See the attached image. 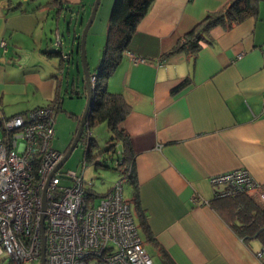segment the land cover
<instances>
[{
  "label": "crops",
  "instance_id": "0c3cea01",
  "mask_svg": "<svg viewBox=\"0 0 264 264\" xmlns=\"http://www.w3.org/2000/svg\"><path fill=\"white\" fill-rule=\"evenodd\" d=\"M113 1L100 0L88 29V70L91 57L94 71L99 65ZM16 2L0 0V39L7 43L0 50V100L34 89L49 101L59 90L50 78L58 74V62L56 72L45 77L30 68L22 72L7 60L10 42L35 28L39 9L22 2L27 10L21 11L12 7ZM228 2L152 0L124 50L142 60L134 62L123 53L106 80L107 88L120 93L129 107L122 127L133 150L137 186L134 198L125 178L130 198L123 199L147 253L159 264H167L163 251L175 264H259L256 253L264 250L259 239H242L210 204L216 190L210 177L238 167L246 168L264 190V0L258 1L255 16L228 29L213 26L195 54L169 53L207 13ZM88 4L80 3L83 14ZM79 22L82 27V18ZM74 81L79 84L81 77ZM136 204L146 229L139 225Z\"/></svg>",
  "mask_w": 264,
  "mask_h": 264
},
{
  "label": "built area",
  "instance_id": "2783aa9c",
  "mask_svg": "<svg viewBox=\"0 0 264 264\" xmlns=\"http://www.w3.org/2000/svg\"><path fill=\"white\" fill-rule=\"evenodd\" d=\"M0 45L6 50L3 38ZM90 134L87 128L86 139ZM53 135L48 106L0 117V256L15 264L40 260L43 233L45 264H153L123 199L122 178L91 200L82 173L56 168L63 153L51 147ZM210 183L217 195L246 192L264 205V190L244 167L214 174ZM256 257L264 264V250Z\"/></svg>",
  "mask_w": 264,
  "mask_h": 264
},
{
  "label": "trees",
  "instance_id": "16d2710c",
  "mask_svg": "<svg viewBox=\"0 0 264 264\" xmlns=\"http://www.w3.org/2000/svg\"><path fill=\"white\" fill-rule=\"evenodd\" d=\"M258 1L259 0H229L227 5L223 8L207 13L199 23L188 30L178 40L169 53L183 50L190 55L195 54L201 44L209 40V30L213 26L220 25L228 29L247 17L255 16L257 14ZM22 2L23 0H18V2L12 3V7L20 8L21 11H26L27 9L21 7ZM151 2L152 0L113 1L108 17L105 44L101 60L96 71H94L96 73V80L92 89L91 108L86 117V124L89 129L97 123H106L107 130L110 132V144L103 150L97 149V144L92 137V133L86 139L87 129L83 131L79 139L84 145L83 159L85 162L88 163L91 161L95 166H108L111 164L114 168H117L122 178L124 177L130 180L133 187L134 198L137 186L134 172V154L128 134L122 127V122L128 113L129 107L120 93L111 91L107 88L106 80L121 60L123 52L127 48L128 42L138 22L146 13ZM62 3L63 0H48L45 4L47 6L58 5V11ZM41 6L42 4H36L30 7L32 10H35ZM91 6L92 3L90 4V7ZM73 37L76 39L77 49L80 52V34L76 36L73 34ZM45 52L49 55L54 53L59 56L57 69H62L61 73L67 77L68 69L66 67V70L63 71L65 68L63 61L68 60V57L63 58V53L59 49L54 52ZM65 54L69 56V53ZM60 79L61 78H58L56 74L55 81L57 87L59 86ZM187 81L188 79L183 80L174 90L186 84ZM81 82H83L84 91L74 88L73 86V92H71V94L86 96L83 76H81ZM61 101L62 97L60 91L55 90L53 98L49 99L46 104L37 105L32 109L48 106L53 112V110L61 108ZM3 116L7 117L3 113H0V117ZM79 118L80 117H78V119ZM74 134L75 132H73V137ZM88 194L90 195L89 198L92 200L94 197H98L104 193H97L91 190ZM210 204L242 239L257 238L264 243V206H260L250 194L246 192H236L226 195H217L216 192H214ZM136 212L139 225L146 229L144 214L138 204H136ZM163 256L167 264H175L168 258V255H166L164 251Z\"/></svg>",
  "mask_w": 264,
  "mask_h": 264
},
{
  "label": "rangeland",
  "instance_id": "374dc122",
  "mask_svg": "<svg viewBox=\"0 0 264 264\" xmlns=\"http://www.w3.org/2000/svg\"><path fill=\"white\" fill-rule=\"evenodd\" d=\"M48 0H25L30 6L36 4H42V6L36 10L34 15L35 28L30 32H19L18 36L14 37V41L10 42L8 61L14 62L16 66L20 67L22 72L26 69L39 70L43 72V76L50 77L51 71L55 70V65L59 56L56 54L49 55L47 52L40 49V45L46 47L45 50L54 52L60 49L69 53V59L64 60L63 64L68 68V76L60 75L62 69H57V77L59 80L58 89L61 93L62 101L61 108L55 109L52 112V118L54 121V135L51 140V147L61 153H65L69 142L73 137L79 119L86 103L85 95H75L69 92L70 87L78 88L81 91L83 89V82L79 84L74 81L78 75L84 76L83 65L81 61L80 52L77 49V45H73L74 37L73 30H79L81 34L83 26L88 19L91 7L94 0H63L61 8L57 11V6L46 5ZM80 3H89L85 7V12L81 11ZM69 6L68 10L66 6ZM79 12V13H78ZM78 13V14H77ZM78 15V20L76 19ZM80 18L83 20V26H80ZM60 36V39H59ZM60 40V44L58 43ZM16 40H18L16 42ZM105 42V38H104ZM60 47V48H59ZM74 47V48H73ZM3 48L0 47V50ZM97 53V52H96ZM87 55V53H86ZM101 58L99 59L100 63ZM94 57L90 58L91 66L89 72L93 73L92 64ZM23 66V67H22ZM26 66V67H25ZM96 70V69H95ZM37 74V73H35ZM55 76V75H54ZM62 76V77H61ZM54 79L55 77H50ZM85 84V83H84ZM68 89V91L65 90ZM48 102L47 98L43 97L39 92L34 89L26 91L24 93L6 94L2 100H0V113H4L5 116L13 114H21L24 111H30L36 105H44ZM92 137L97 144V149L103 150L110 144V132L107 130L105 122L97 123L91 126ZM83 150L84 145L79 140L68 158L60 166L59 171H70L75 173H82L85 186L97 193H102L107 187L114 182L119 175L117 168H114L111 164L108 166H95L91 161L83 163ZM115 155V154H114ZM86 168L83 169V166ZM63 183H67L68 180L61 177ZM123 197L128 200L130 197V187L127 184V180L122 178ZM95 202L99 201V197H94ZM152 260L157 262V258L151 255ZM0 264H15L9 256L5 254L0 256ZM27 264H40V260H32ZM159 264V262H157Z\"/></svg>",
  "mask_w": 264,
  "mask_h": 264
},
{
  "label": "water",
  "instance_id": "95a60500",
  "mask_svg": "<svg viewBox=\"0 0 264 264\" xmlns=\"http://www.w3.org/2000/svg\"><path fill=\"white\" fill-rule=\"evenodd\" d=\"M100 3V0H94L92 6H91V10L88 16L87 21L85 22L82 32L80 34V45H79V49H80V56H81V61H82V65H83V78H84V82H85V87H86V103H85V107L83 109V112L79 118V123L78 126L76 128L74 137L71 141V143L69 144L67 150L65 151V153L63 154V157L61 158V160L59 161V163L57 164L56 168H59L60 166H62V164L64 163V161L68 158V156L70 155L71 151L73 150V148L75 147V145L77 144V142L79 141V139L82 136V133L85 129H87V125H86V117L90 111L91 108V99H92V89L94 84L91 82V76L93 75L92 73L89 72L88 70V66H87V59H86V35L88 32V29L91 25V23L93 22V19L95 17L98 5ZM55 168V169H56ZM44 200V199H43ZM44 234H41V257H40V264H45V245H44Z\"/></svg>",
  "mask_w": 264,
  "mask_h": 264
}]
</instances>
